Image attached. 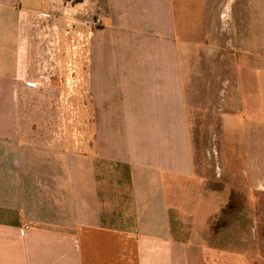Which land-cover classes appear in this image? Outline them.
I'll list each match as a JSON object with an SVG mask.
<instances>
[{"label":"crops","instance_id":"crops-1","mask_svg":"<svg viewBox=\"0 0 264 264\" xmlns=\"http://www.w3.org/2000/svg\"><path fill=\"white\" fill-rule=\"evenodd\" d=\"M79 36L89 59L62 58ZM189 45L197 84L240 101L222 111L225 161L264 193V0H0V264H264L250 242L188 228L224 197L204 206L189 187ZM65 97L123 122L100 119L95 141H77L52 105Z\"/></svg>","mask_w":264,"mask_h":264},{"label":"rangeland","instance_id":"rangeland-1","mask_svg":"<svg viewBox=\"0 0 264 264\" xmlns=\"http://www.w3.org/2000/svg\"><path fill=\"white\" fill-rule=\"evenodd\" d=\"M187 24V32L184 37H188L189 44H194L196 38L194 8L189 12ZM99 25L100 22L97 25L93 24V30L98 28ZM79 37L81 38L79 40L80 47L74 44L71 49L67 48L68 50L61 51L62 58L74 61L75 57H73V53L76 52L77 54L78 52L82 60L89 59L90 53L86 50L87 48L85 49L87 46L83 47L85 41L82 36ZM92 38L98 41L96 37ZM189 46L192 50L188 51V73L190 80L186 119L191 142L192 167L197 177H199L197 180L191 182L192 185L189 183V187H197L202 191L201 200L204 206H214L212 197H209L212 191L221 193L224 197L221 199V209L216 212L214 211L212 216L208 217L206 223L200 226L199 221L196 220L195 222L194 220L195 226H191L188 222V228L189 230L190 228L196 230L200 236H204L207 239L215 236L218 239L220 235L219 241L225 244L233 241L241 243L244 241L250 242L252 243L251 247L254 253H264V193H262L258 186V181L255 182V180H253L251 185L246 183L249 187L248 189L247 186L243 188L242 181L237 179V173L242 171L243 165L237 162L229 163L225 161L231 150H229L226 135L222 131L224 117L222 111L224 107L240 105V101L236 99L216 98L222 92L226 94L227 84L215 83L213 86L209 82L202 84L201 81L197 84L195 50L194 46ZM138 53L137 55L140 57H148L147 54ZM71 64L73 65V63ZM73 70L67 69L64 71L65 77L61 79L65 81L63 83L65 86L77 79L73 80L69 75ZM222 71H227V68L224 67ZM224 75L227 76V72ZM210 76L211 68H209L208 76H206V71L204 73V78H210ZM240 85L242 88V84ZM238 87L239 85L236 84L235 89L239 90ZM52 105L59 108V122L61 125H64L63 129H65V131H62V134H66V129H69L71 137L73 136L77 141H82L85 137L92 138L95 141L96 131L94 128L100 122V119H104V122H106L105 119L111 121L112 119L110 120V118L116 117L120 123L123 122V116H100L94 114L93 107L95 104L93 99H68L65 97L54 100ZM80 148L82 149V147H77V149ZM194 200L192 204L194 209H197V203L200 201L195 198ZM196 214L197 211H193L190 216L193 217Z\"/></svg>","mask_w":264,"mask_h":264},{"label":"built area","instance_id":"built-area-1","mask_svg":"<svg viewBox=\"0 0 264 264\" xmlns=\"http://www.w3.org/2000/svg\"><path fill=\"white\" fill-rule=\"evenodd\" d=\"M44 17L47 18L48 16L45 15ZM98 23H99V21H98V20H95V21L92 22L91 24H92V25H93V24H94V25H97ZM68 66H69V69H70V70H73V69H74V66H73L71 63H70ZM73 73H74V70H73L72 72H70L71 75H72ZM27 229H28V227H24V228H23V231H25V230H27Z\"/></svg>","mask_w":264,"mask_h":264}]
</instances>
